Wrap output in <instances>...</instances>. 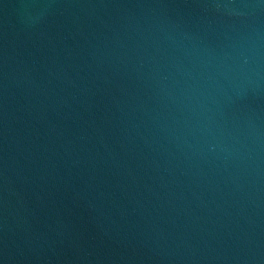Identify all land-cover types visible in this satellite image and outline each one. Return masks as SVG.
<instances>
[{
	"label": "water",
	"instance_id": "obj_1",
	"mask_svg": "<svg viewBox=\"0 0 264 264\" xmlns=\"http://www.w3.org/2000/svg\"><path fill=\"white\" fill-rule=\"evenodd\" d=\"M0 264H264V0H0Z\"/></svg>",
	"mask_w": 264,
	"mask_h": 264
}]
</instances>
